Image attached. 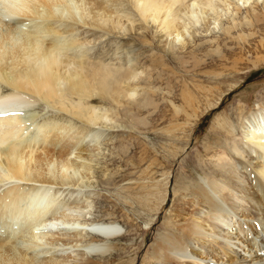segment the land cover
I'll use <instances>...</instances> for the list:
<instances>
[{
    "label": "bare ground",
    "instance_id": "6f19581e",
    "mask_svg": "<svg viewBox=\"0 0 264 264\" xmlns=\"http://www.w3.org/2000/svg\"><path fill=\"white\" fill-rule=\"evenodd\" d=\"M251 1L0 0V94L1 85L10 90L0 95V182L11 184L0 195V222L15 213L16 225L28 227L0 234V264H100L92 257L119 254L112 243L123 238L119 224L87 225L81 219L92 214L94 204L70 207L53 190L97 183L98 147L106 144L101 140H112L106 132L124 127L94 105L95 98L106 97L99 92L120 107L124 98L137 107L148 104L123 90L138 74L121 82L126 71L96 61L89 47L133 32L128 11L154 27L167 49L181 46L212 21L219 23V8L227 15ZM33 98L62 121L46 119L26 140L28 129L17 110ZM241 127L238 143H212L230 157L216 164L215 182L201 177L186 187L188 193L177 187L184 191L174 203V219L164 222L153 248L158 263L264 264V107L248 111ZM32 208L38 212L33 216Z\"/></svg>",
    "mask_w": 264,
    "mask_h": 264
},
{
    "label": "rangeland",
    "instance_id": "374dc122",
    "mask_svg": "<svg viewBox=\"0 0 264 264\" xmlns=\"http://www.w3.org/2000/svg\"><path fill=\"white\" fill-rule=\"evenodd\" d=\"M259 1L240 3L238 10L231 7L227 15L219 8V23L212 21L200 37L168 49L154 27L128 11L133 32H120L89 47L96 61L126 71L121 82L138 74L131 82L134 86L125 85L123 90L143 96L148 103L137 107L124 98L120 107L102 89L105 93L99 95L106 97L95 98L94 105L108 110L124 127L105 131L113 141L101 140L106 144L98 147L97 183L80 187L82 191L53 186L65 205L74 207L73 202H80L84 208L94 204L92 214L84 219L85 213L81 219L87 225L116 223L123 228V238L112 240L119 254L94 256L93 260L100 264H160L153 257V248L165 232L164 222L174 219V203L184 191L177 187L188 193L186 187L201 177L214 181L216 164L221 157L228 161L230 157L212 143L219 139L238 143L248 111L264 107V0ZM138 29L143 33L138 34ZM199 30L193 33L199 34ZM1 92L10 90L1 85ZM32 100L29 107L17 110L28 129L26 140L46 119L62 121L54 109ZM221 123L227 127L220 128ZM10 186L8 181L0 182V195ZM137 200L148 207H141ZM34 209L29 210L31 216L38 213ZM12 216L0 222V234L12 228L27 230L25 223L16 225L15 213Z\"/></svg>",
    "mask_w": 264,
    "mask_h": 264
}]
</instances>
